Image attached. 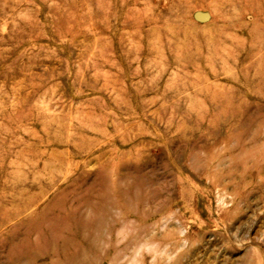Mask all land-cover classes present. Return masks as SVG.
I'll list each match as a JSON object with an SVG mask.
<instances>
[{
    "label": "rangeland",
    "instance_id": "374dc122",
    "mask_svg": "<svg viewBox=\"0 0 264 264\" xmlns=\"http://www.w3.org/2000/svg\"><path fill=\"white\" fill-rule=\"evenodd\" d=\"M0 264H264V0H0Z\"/></svg>",
    "mask_w": 264,
    "mask_h": 264
}]
</instances>
